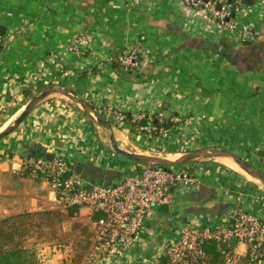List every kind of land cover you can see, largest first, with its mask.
Listing matches in <instances>:
<instances>
[{
    "label": "crops",
    "instance_id": "crops-1",
    "mask_svg": "<svg viewBox=\"0 0 264 264\" xmlns=\"http://www.w3.org/2000/svg\"><path fill=\"white\" fill-rule=\"evenodd\" d=\"M216 1L231 5L234 28L186 0H0V129L56 84L109 120L127 114L117 131L124 136L119 145L130 151L224 148L256 167L264 153V0ZM81 34L89 39L70 49ZM129 49L141 59L133 71L115 65ZM146 115L168 126H134ZM99 127L72 99L53 93L0 140V173L24 174L27 159L47 155L80 166L79 175L90 181L116 182L142 169L104 146ZM220 158L189 163L196 182L172 189L168 209L159 207L134 245L114 248L102 264H160L164 243L177 241L184 227L223 226L236 210L264 220V188ZM26 175L20 178L35 181ZM46 186V195L25 189L27 210L59 207L43 180ZM14 207H2L1 215L16 213ZM238 247L239 264H247L246 244ZM209 253L220 262V254Z\"/></svg>",
    "mask_w": 264,
    "mask_h": 264
},
{
    "label": "built area",
    "instance_id": "built-area-1",
    "mask_svg": "<svg viewBox=\"0 0 264 264\" xmlns=\"http://www.w3.org/2000/svg\"><path fill=\"white\" fill-rule=\"evenodd\" d=\"M205 8L220 24L234 28L231 5L216 0H186ZM88 35L81 34L70 45L77 50L78 43L87 41ZM0 34V49L3 44ZM117 64L126 71L140 65L137 50L129 49L116 58ZM141 117V116H138ZM116 119L125 120L126 115L117 113ZM148 130L155 126L148 125ZM34 171L45 177L55 193L60 207L77 205L88 210L93 223V244L88 254V264H102L114 248L131 247L142 229L158 208L170 204V191L181 183L191 185L196 178L187 167L179 169L144 166L138 172L120 178L113 183L95 182L82 178L69 161L55 156L51 160L33 156L26 160L24 170L36 176ZM215 243L221 252V261L215 263L206 246ZM239 243L247 246L248 264H264V220L256 213L236 210L226 225L201 226L192 230L184 227L177 241L164 243L158 258L160 264H238Z\"/></svg>",
    "mask_w": 264,
    "mask_h": 264
},
{
    "label": "trees",
    "instance_id": "trees-1",
    "mask_svg": "<svg viewBox=\"0 0 264 264\" xmlns=\"http://www.w3.org/2000/svg\"><path fill=\"white\" fill-rule=\"evenodd\" d=\"M235 1L230 0V3ZM0 34L3 36L1 31ZM115 65H118L116 59ZM155 118L156 116L146 115L138 122L153 125L156 130L168 126V121H155ZM80 209L79 206L73 205L66 208L25 210L0 217V264H39V248L44 245H62L66 242L64 238H71L77 226L81 227V234L87 233L89 237L87 227L76 220L80 215ZM67 221L72 222L69 229L64 227ZM216 246L215 243H211L206 248L216 256L220 254L221 261V252Z\"/></svg>",
    "mask_w": 264,
    "mask_h": 264
},
{
    "label": "rangeland",
    "instance_id": "rangeland-1",
    "mask_svg": "<svg viewBox=\"0 0 264 264\" xmlns=\"http://www.w3.org/2000/svg\"><path fill=\"white\" fill-rule=\"evenodd\" d=\"M218 3L220 4V2H218ZM124 115H126V118H127V114H124ZM109 121L114 126L117 142L119 143L118 140L123 142L124 136L122 135V133L117 131V128H119L120 121H118L117 119L116 120L110 119ZM126 121H127V119H126ZM132 123H134L135 124L134 126H136V127L140 126L138 121H134ZM99 128L101 130L100 131L101 143L104 146H106L107 148L112 149L111 143H110V133L111 132L109 131L108 128H104L102 126H100ZM119 129H121V127ZM128 144H130V143H128ZM120 147L123 149H127V150L130 149V148L128 149L127 143L121 144ZM114 153L117 154L116 152H114ZM138 153H143V154L153 155V156H159V157H169L171 159L178 156L175 154L173 155V154H167V153H160V154L152 153V152L151 153L138 152ZM117 155L122 156L120 154H117ZM261 156H262L261 160L258 161L257 164L255 162L254 163H255V166L257 167V169H260L261 171L264 172V153H262ZM39 157L45 158L44 156H39ZM52 158H54V157H52ZM128 160L130 162H134L130 159H128ZM218 160L224 166L241 173L248 180H250L252 182L254 181L258 185L262 186L260 182H257L251 176L246 175L244 172H242L238 168L234 167L233 165L228 164L227 161L224 160L223 158H220ZM188 164L189 163H187L185 165L174 166V169H179L181 167H187L188 168ZM139 165L143 166L142 164H139ZM170 168H172V167H170ZM32 169H33L34 174H37L36 176L30 175L32 179H35V181H29V180L25 181L24 179H22L24 177H27L26 174H29L30 168H28L27 171H23L24 174H20V175L19 174H11V173H9V175H5L3 173H0V190L2 192L1 194H4L0 198V217H2L1 214H4L3 213L4 209L2 207H6L8 205L14 204L15 207H14L13 211H16V212H21V211L27 210L25 205H28L29 195L24 194L25 189L33 190L34 193L38 192L40 195H42V194L46 195L48 193V187L47 186L43 187V180H45V177L43 175H41V173L38 174L37 172H35L33 167H32ZM20 177H22V178H20ZM45 182H46V180H45ZM8 191H11V192L14 191L15 195L14 196L6 195L5 193H7ZM54 208H58V206L54 207ZM11 210H12V207H11ZM6 215H8V214H6ZM76 220L79 223H82L87 227V230L89 232V237H87V235H86L87 233L81 234L82 229L80 226H77L75 228V231H74L73 235L71 236V238H68V237L64 238V240L66 242H64L62 245H57V246H55V245H51V246L50 245H44L43 247L39 248V250H38L39 264H88L87 257H88V254L90 253V250H91V247L93 244V223H92V220L90 219V216H88V219H86V218L81 217L79 215L76 218ZM71 224H72L71 221L65 222L64 223L65 229H69ZM76 237H78V238L75 240ZM77 244H79V245H77ZM239 262H240V260H239ZM247 264H248V262H247Z\"/></svg>",
    "mask_w": 264,
    "mask_h": 264
},
{
    "label": "water",
    "instance_id": "water-1",
    "mask_svg": "<svg viewBox=\"0 0 264 264\" xmlns=\"http://www.w3.org/2000/svg\"><path fill=\"white\" fill-rule=\"evenodd\" d=\"M207 1V0H205ZM235 7V6H234ZM218 8H221V4H218ZM232 16H235V12H233ZM53 93L63 94L70 99H72L80 108H82L99 126L104 128H108L110 133V143L112 150L117 154H120L134 162L142 164L144 166L151 167H174L178 165H185L187 163L200 161L204 159L210 158H222V157H230L234 160L242 169H244L254 180L260 182L262 187L264 188V172L254 167L250 162L240 157L238 154L226 150L224 148H201L196 150L188 151L182 155H178L175 158L169 157H159L153 155H147L143 153H138L135 151H130L127 149H123L120 147L119 143L116 140L115 130L113 124L95 107H93L88 101L83 98H80L77 93L67 87V86H59L56 84L49 85L45 87L41 92L32 97L26 106L21 110L17 118L9 124L8 126L2 127L0 129V140L14 132L19 125L27 118V116L34 110V108L40 104L45 98ZM47 160H51L52 156L47 155ZM81 167H76V173L81 174ZM161 209L167 210L168 204H163L160 206Z\"/></svg>",
    "mask_w": 264,
    "mask_h": 264
},
{
    "label": "bare ground",
    "instance_id": "bare-ground-1",
    "mask_svg": "<svg viewBox=\"0 0 264 264\" xmlns=\"http://www.w3.org/2000/svg\"><path fill=\"white\" fill-rule=\"evenodd\" d=\"M224 160L227 161L228 164L233 165L234 167L238 168L242 172H244L246 175L250 176L244 169H242L234 160H232L230 157H222Z\"/></svg>",
    "mask_w": 264,
    "mask_h": 264
}]
</instances>
